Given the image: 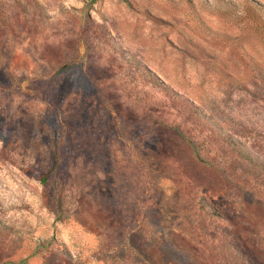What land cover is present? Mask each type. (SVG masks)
<instances>
[{
    "label": "rangeland",
    "instance_id": "obj_1",
    "mask_svg": "<svg viewBox=\"0 0 264 264\" xmlns=\"http://www.w3.org/2000/svg\"><path fill=\"white\" fill-rule=\"evenodd\" d=\"M0 264H264V0H0Z\"/></svg>",
    "mask_w": 264,
    "mask_h": 264
},
{
    "label": "trees",
    "instance_id": "obj_2",
    "mask_svg": "<svg viewBox=\"0 0 264 264\" xmlns=\"http://www.w3.org/2000/svg\"><path fill=\"white\" fill-rule=\"evenodd\" d=\"M55 168V165H53L48 171H46L45 173H42L39 175V179L40 181L45 185L46 187V201H47V204L50 206V203H51V194L48 192V184H49V181H50V175L52 173V171L54 170Z\"/></svg>",
    "mask_w": 264,
    "mask_h": 264
}]
</instances>
